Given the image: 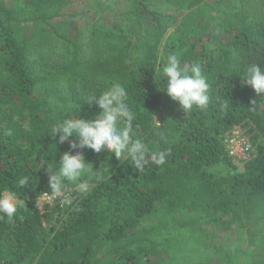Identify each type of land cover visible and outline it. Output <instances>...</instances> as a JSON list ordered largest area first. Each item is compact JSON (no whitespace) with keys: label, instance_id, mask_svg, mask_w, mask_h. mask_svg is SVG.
Masks as SVG:
<instances>
[{"label":"trees","instance_id":"1","mask_svg":"<svg viewBox=\"0 0 264 264\" xmlns=\"http://www.w3.org/2000/svg\"><path fill=\"white\" fill-rule=\"evenodd\" d=\"M71 4L0 0V192L22 202L13 222L0 219V264H264V93L243 78L249 64L264 65V0H131L120 20L87 24L76 38L51 23ZM172 54L201 66L205 109L186 113L163 90ZM113 83L127 89L134 137L169 151L164 165L139 170L108 151L72 150L75 136L55 144L57 122L94 118L101 109L88 98ZM235 131L251 144L246 160L225 145ZM68 150L104 178L87 193L70 191V205L47 203V165ZM220 164L243 170L209 171ZM23 176L31 181L21 188ZM207 220L225 230L255 225L253 254L213 255Z\"/></svg>","mask_w":264,"mask_h":264},{"label":"clouds","instance_id":"2","mask_svg":"<svg viewBox=\"0 0 264 264\" xmlns=\"http://www.w3.org/2000/svg\"><path fill=\"white\" fill-rule=\"evenodd\" d=\"M243 78L257 94L264 93V65L249 64ZM162 79H165L163 90L178 101L186 113L194 108L205 109L208 106L210 85L199 64L182 65L177 55H169L162 70ZM127 100V89L120 83H113L99 95L90 96L87 103L94 102L101 111L92 119L71 116L58 121L50 131L53 137L58 135L55 144H63L75 136L76 139L70 144L72 150L88 148L95 153L108 151L114 153L121 162L130 161L139 170H143L149 163L164 165L169 155L167 149L152 151L144 140L134 137L135 114ZM72 150L64 151L58 163L47 165L51 193H44L46 196L66 200L70 191L87 193L93 181L98 183L103 180L101 171L94 169L83 152L73 154ZM30 181L29 176H23L18 184L23 188ZM21 206L22 202L14 193L0 192V219L6 217L9 222H13ZM35 206H40L39 199Z\"/></svg>","mask_w":264,"mask_h":264},{"label":"rangeland","instance_id":"3","mask_svg":"<svg viewBox=\"0 0 264 264\" xmlns=\"http://www.w3.org/2000/svg\"><path fill=\"white\" fill-rule=\"evenodd\" d=\"M207 1L214 2V0ZM100 3H102V5ZM130 6L131 0H72L71 6L64 11V14L52 19L51 23L52 26L57 27L64 35L76 38L78 30H82L87 24L95 23L98 20L102 21V19L109 22L120 20L122 17L121 14L126 12ZM157 9L175 16L180 15V12H176L165 5H159ZM27 28L30 30L33 28V25L29 24ZM13 118L17 119L18 116L13 115ZM0 120L3 121V118L1 119L0 117ZM24 124L27 125L28 122H24ZM259 142L264 145V136L259 138ZM242 170L243 169L238 165L232 166L227 164H220L209 168V171L223 176L238 173ZM72 202L73 198L67 196V199L63 200L61 204L66 206L72 204ZM155 221L156 218L151 217L142 224L143 226L137 227L136 230L138 231L140 228L154 223ZM211 222V220L205 221L203 228L206 230L207 243L211 247L213 255L216 254L219 248H225L231 252H235L236 249H240L241 251L247 250L250 254H253V250L249 247V244L250 238H252L255 233V225L249 224L243 228L232 226L230 229L225 230ZM103 262L105 263L106 259H104Z\"/></svg>","mask_w":264,"mask_h":264},{"label":"built area","instance_id":"4","mask_svg":"<svg viewBox=\"0 0 264 264\" xmlns=\"http://www.w3.org/2000/svg\"><path fill=\"white\" fill-rule=\"evenodd\" d=\"M225 145L229 150L230 155L239 160H246L250 155L252 149L251 144L238 131L233 132L230 136L227 137V139L225 140ZM41 199L50 204H55L57 200V198H55L54 196H46V194L44 193Z\"/></svg>","mask_w":264,"mask_h":264}]
</instances>
